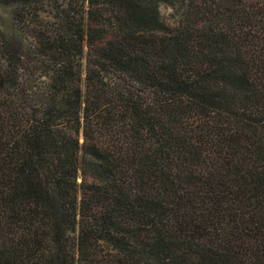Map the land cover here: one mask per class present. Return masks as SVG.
Masks as SVG:
<instances>
[{"label":"trees","instance_id":"trees-1","mask_svg":"<svg viewBox=\"0 0 264 264\" xmlns=\"http://www.w3.org/2000/svg\"><path fill=\"white\" fill-rule=\"evenodd\" d=\"M40 2L0 0V264H264V0Z\"/></svg>","mask_w":264,"mask_h":264},{"label":"rangeland","instance_id":"rangeland-1","mask_svg":"<svg viewBox=\"0 0 264 264\" xmlns=\"http://www.w3.org/2000/svg\"><path fill=\"white\" fill-rule=\"evenodd\" d=\"M66 1L67 0H41L40 4L43 7V11H45L41 16L43 21L52 22L54 18H51V16L56 17V15H54L55 11L52 12V9L64 6ZM18 8L19 6L17 5L4 6L0 4V31L6 38H18L27 46L29 42L28 33L25 32L24 29H18L13 23V14ZM161 13L166 16L170 13V10L161 7Z\"/></svg>","mask_w":264,"mask_h":264}]
</instances>
